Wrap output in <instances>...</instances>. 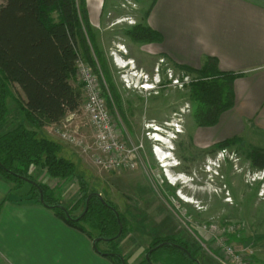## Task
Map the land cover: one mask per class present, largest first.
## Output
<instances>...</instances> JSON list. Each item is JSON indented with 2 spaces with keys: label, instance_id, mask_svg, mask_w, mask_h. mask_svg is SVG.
<instances>
[{
  "label": "rangeland",
  "instance_id": "obj_1",
  "mask_svg": "<svg viewBox=\"0 0 264 264\" xmlns=\"http://www.w3.org/2000/svg\"><path fill=\"white\" fill-rule=\"evenodd\" d=\"M113 1L116 9L109 12L107 8L101 25L92 26L111 84L104 78L98 62L99 79L105 85L104 93L112 100L109 108L118 132L132 142H143L141 162L133 171L105 172L90 155L50 135L62 145L60 155L77 165L88 193L102 195L124 216L126 235L115 242H99V249L111 254L119 252L129 264H139L156 236L174 235L185 239L191 249H200L197 257L200 264H221L213 257L212 235H203L197 228L206 224H236L240 227L237 237L249 242L231 241V244L251 247L254 256L263 263L264 171L254 169L251 164L248 155L253 147L237 138L238 144L217 149L216 144L224 140L215 141L213 127H200L194 118L189 84L197 75L176 65L168 66L157 53L156 45L139 44L128 38V30L145 23V11L154 0H107V7ZM3 3L0 0V5ZM145 83L152 89H142ZM113 90L120 98L119 104ZM10 102L12 118H18L16 106ZM12 122L1 127L0 132ZM72 122L83 124L85 137L91 138L86 120L81 122L76 117ZM45 131L52 133L50 128H44ZM32 174L37 183L52 189L63 207L71 208L77 201L83 204L76 179H53L40 168H35ZM31 188V184L22 183L15 187L14 195L25 197L21 203L34 201L28 196ZM47 210L55 214L54 210ZM81 211L74 214L78 216ZM43 223V220L35 223L30 240L25 241L23 236L21 241L16 231L10 235V243L27 247L31 255L26 261L21 258L12 260L13 263L118 264L116 257L112 260L99 254L94 240L86 233L75 229L81 233L69 234ZM86 227L98 239L99 232ZM219 256L224 258L223 253Z\"/></svg>",
  "mask_w": 264,
  "mask_h": 264
},
{
  "label": "trees",
  "instance_id": "obj_2",
  "mask_svg": "<svg viewBox=\"0 0 264 264\" xmlns=\"http://www.w3.org/2000/svg\"><path fill=\"white\" fill-rule=\"evenodd\" d=\"M126 35L139 44L162 43V35L146 24H137ZM79 57L98 77L99 62L104 78L111 84L107 63L100 54L89 21L86 0H4L0 5V128L13 120L10 127L0 132V175L15 187L29 183L27 179L37 183L32 174L35 168L53 179H76L83 204L77 201L71 208L63 207L52 189L42 183L31 184L28 196L35 203L54 210L65 224L86 233L94 241L86 225L97 230V252L112 260L116 257L118 264H129L119 252L111 254L99 249V242H115L126 235L124 216L109 201L104 199L105 204L98 195L88 193L77 165L63 158L62 145L43 132L47 126L78 110L84 101L83 84L76 77ZM178 67L197 75L189 84L197 124L216 126L221 115L234 105L233 84L239 75L220 71L215 58H209L200 69ZM102 89L104 92L103 84ZM113 93L119 104L118 94L115 90ZM104 96L112 107V100L105 93ZM10 101L16 106L18 118H12ZM237 140L227 139L215 147L225 149L238 144ZM248 157L254 169L264 171V149L252 148ZM79 209L82 211L76 216L74 212ZM121 223L124 229L119 235ZM237 236L229 235V243L249 242ZM213 251L218 256V251ZM199 252V248L191 249L179 236H156L139 264H200Z\"/></svg>",
  "mask_w": 264,
  "mask_h": 264
},
{
  "label": "crops",
  "instance_id": "obj_3",
  "mask_svg": "<svg viewBox=\"0 0 264 264\" xmlns=\"http://www.w3.org/2000/svg\"><path fill=\"white\" fill-rule=\"evenodd\" d=\"M114 4L107 7V0H86L91 25L99 27L105 10L116 9ZM151 4L141 24L162 35V43L148 45H156L168 66L200 69L215 58L220 71L239 75L233 84L232 109L212 128L214 140L240 138L249 147L264 149V0H154ZM14 194V184L0 175V264L29 259L27 247L13 245L9 238L16 231L21 241L23 236L30 240L38 220L69 234L81 233L42 204L21 203L25 197Z\"/></svg>",
  "mask_w": 264,
  "mask_h": 264
},
{
  "label": "built area",
  "instance_id": "obj_4",
  "mask_svg": "<svg viewBox=\"0 0 264 264\" xmlns=\"http://www.w3.org/2000/svg\"><path fill=\"white\" fill-rule=\"evenodd\" d=\"M164 61V60H163ZM76 77L83 84L84 101L78 110L68 113L61 121L51 124L52 133L66 144L90 155L95 165L105 172L133 171L141 162L142 141L132 142L119 129L104 96L101 81L86 61L79 57L76 61ZM76 117L86 120L91 130V138L85 137L83 124L74 125ZM119 131V132H118ZM125 133V132H124ZM85 134V135H84ZM199 233L212 235L213 249L218 256L213 257L221 264H252L253 249L248 246H234L229 243V235L239 236L236 224H206L197 228ZM220 253L224 254L222 259Z\"/></svg>",
  "mask_w": 264,
  "mask_h": 264
},
{
  "label": "water",
  "instance_id": "obj_5",
  "mask_svg": "<svg viewBox=\"0 0 264 264\" xmlns=\"http://www.w3.org/2000/svg\"><path fill=\"white\" fill-rule=\"evenodd\" d=\"M27 181H28L30 184L37 185V183H35V182L32 181V180L27 179ZM98 196H99V198H100L101 200H103V202H104L105 204H107V203L104 201L102 195L98 194ZM90 198H91V196L88 198L87 205L89 204ZM41 201L43 202V196H42V195H41ZM117 216H118V213H117ZM121 231H122V225H121V230H120L119 235L121 234ZM97 241H98V239H96V240L94 241V247H95V248H96V242H97ZM147 259H149L148 256H147ZM123 264H125V263L123 262Z\"/></svg>",
  "mask_w": 264,
  "mask_h": 264
},
{
  "label": "bare ground",
  "instance_id": "obj_6",
  "mask_svg": "<svg viewBox=\"0 0 264 264\" xmlns=\"http://www.w3.org/2000/svg\"><path fill=\"white\" fill-rule=\"evenodd\" d=\"M142 89L151 90L152 89V86L149 83H145V85L142 87ZM166 167L168 168V166H166Z\"/></svg>",
  "mask_w": 264,
  "mask_h": 264
}]
</instances>
